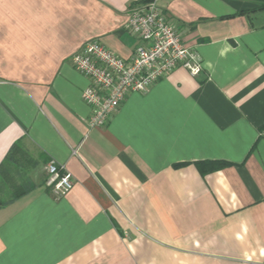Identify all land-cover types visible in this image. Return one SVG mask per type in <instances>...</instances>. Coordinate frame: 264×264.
Returning <instances> with one entry per match:
<instances>
[{
    "label": "crops",
    "instance_id": "obj_1",
    "mask_svg": "<svg viewBox=\"0 0 264 264\" xmlns=\"http://www.w3.org/2000/svg\"><path fill=\"white\" fill-rule=\"evenodd\" d=\"M139 1L0 0V169L26 153L0 264H264V9L159 0L201 71L175 68L90 128L71 56L95 38L130 59ZM50 160L73 178L59 198Z\"/></svg>",
    "mask_w": 264,
    "mask_h": 264
},
{
    "label": "built area",
    "instance_id": "obj_2",
    "mask_svg": "<svg viewBox=\"0 0 264 264\" xmlns=\"http://www.w3.org/2000/svg\"><path fill=\"white\" fill-rule=\"evenodd\" d=\"M160 10L159 0H142L129 7L124 25L139 40L130 59L118 56L95 38L72 54V67L89 80L80 95L90 108V128L104 125L127 93L146 91L175 68L183 67L191 75L201 71L197 51L181 42L179 33ZM45 172L44 184L55 197L72 188L73 178L64 164L50 160Z\"/></svg>",
    "mask_w": 264,
    "mask_h": 264
},
{
    "label": "rangeland",
    "instance_id": "obj_3",
    "mask_svg": "<svg viewBox=\"0 0 264 264\" xmlns=\"http://www.w3.org/2000/svg\"><path fill=\"white\" fill-rule=\"evenodd\" d=\"M25 154L24 152H13V158L6 161L0 169V201L7 200L15 190L25 184L23 182L25 171L21 169V166L26 165Z\"/></svg>",
    "mask_w": 264,
    "mask_h": 264
},
{
    "label": "trees",
    "instance_id": "obj_4",
    "mask_svg": "<svg viewBox=\"0 0 264 264\" xmlns=\"http://www.w3.org/2000/svg\"><path fill=\"white\" fill-rule=\"evenodd\" d=\"M140 1H142V0H140ZM256 1H258L261 4L259 7L264 9V0H256ZM16 150H17V147H12L11 151L8 153V155L6 156L5 160H3L4 163H2L1 166H3L5 164V161L10 160V159L13 158L12 157L13 152H15ZM222 164L223 163H221V162H217V163H214L213 165H209L208 170L214 169V167L215 168H219L220 166H222ZM198 166H201V164L199 163ZM24 191H25V189H23V188L20 189V187H19V189L15 190V192H13V194L10 196L11 198H9V200L14 199L17 196H20ZM4 203L5 202L0 201V206L3 205Z\"/></svg>",
    "mask_w": 264,
    "mask_h": 264
}]
</instances>
